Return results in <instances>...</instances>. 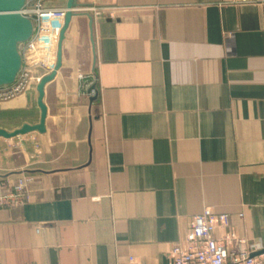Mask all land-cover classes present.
Masks as SVG:
<instances>
[{"label":"crops","instance_id":"1","mask_svg":"<svg viewBox=\"0 0 264 264\" xmlns=\"http://www.w3.org/2000/svg\"><path fill=\"white\" fill-rule=\"evenodd\" d=\"M77 2L46 133L0 139V194L29 189L0 264H171L206 209L264 249V0ZM36 86L0 129L39 123Z\"/></svg>","mask_w":264,"mask_h":264},{"label":"built area","instance_id":"2","mask_svg":"<svg viewBox=\"0 0 264 264\" xmlns=\"http://www.w3.org/2000/svg\"><path fill=\"white\" fill-rule=\"evenodd\" d=\"M66 13L65 9L46 8L44 0L28 1L23 15L33 23V36L20 45L22 68L13 85L0 87L1 103L26 93L54 70ZM28 195V181L20 178L0 194V209L22 207ZM229 226V215L216 214L210 209L193 217L185 244L169 252L171 264H264V254H259L264 249L250 245L229 230ZM219 229L223 230L221 235L217 234ZM121 264L136 263L131 257Z\"/></svg>","mask_w":264,"mask_h":264},{"label":"water","instance_id":"3","mask_svg":"<svg viewBox=\"0 0 264 264\" xmlns=\"http://www.w3.org/2000/svg\"><path fill=\"white\" fill-rule=\"evenodd\" d=\"M29 0H0V87L15 83L22 68L19 47L28 42L34 32L32 21L23 15ZM78 7L77 0H68L64 26L60 32L57 63L54 70L41 78L36 86L37 104L40 109V121L36 125L24 124L14 131L0 129V139L12 140L32 133L45 134L48 109L44 103L45 88L52 82L62 67V46L65 34L70 26L73 11ZM259 254H264V250Z\"/></svg>","mask_w":264,"mask_h":264},{"label":"rangeland","instance_id":"4","mask_svg":"<svg viewBox=\"0 0 264 264\" xmlns=\"http://www.w3.org/2000/svg\"><path fill=\"white\" fill-rule=\"evenodd\" d=\"M2 103L0 102V105H1Z\"/></svg>","mask_w":264,"mask_h":264}]
</instances>
